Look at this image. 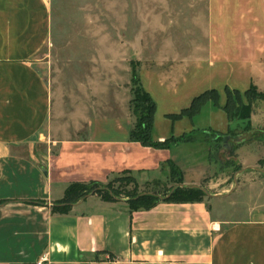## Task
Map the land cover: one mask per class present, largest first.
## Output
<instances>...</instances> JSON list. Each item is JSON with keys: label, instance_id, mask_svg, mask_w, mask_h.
Segmentation results:
<instances>
[{"label": "crops", "instance_id": "crops-1", "mask_svg": "<svg viewBox=\"0 0 264 264\" xmlns=\"http://www.w3.org/2000/svg\"><path fill=\"white\" fill-rule=\"evenodd\" d=\"M255 12L242 13L253 24L233 29L232 52L211 30L210 65L250 63L258 55L264 60V26ZM51 31V0H0V264H36L41 257L46 264H264V202L250 198L241 202L245 217L224 216L223 208L239 203L229 199L241 182L236 185V175L234 185L223 186L231 167L217 143L198 137L155 148L132 140V76L119 87L110 65L103 75L83 79L53 75L52 52L39 58L52 43ZM167 73L159 86L169 88L175 79ZM175 126L155 116L154 139L188 132ZM246 146L235 150L237 161L252 167L264 160L250 162ZM170 161L183 173L184 186L208 191L204 201L161 200L133 210L126 198L105 201L91 193L69 212H53L73 182L106 183L128 173L141 194L152 193L144 190L155 182L173 188Z\"/></svg>", "mask_w": 264, "mask_h": 264}, {"label": "rangeland", "instance_id": "rangeland-1", "mask_svg": "<svg viewBox=\"0 0 264 264\" xmlns=\"http://www.w3.org/2000/svg\"><path fill=\"white\" fill-rule=\"evenodd\" d=\"M51 5L52 43L40 52L39 58H44L48 50L52 52L55 57L52 69L56 70L53 75L83 79L87 75H103L110 65L112 77L120 79V87L124 81H130L132 66L139 72L143 64L139 75L157 104L159 122L176 123L175 130L179 133L197 129L198 137L208 140L218 134L226 136V142L222 140L214 146L228 156L225 161L231 167L223 186L234 185V176L238 175L236 185L241 182V189L229 199L239 203L232 209L223 208L224 216L245 217L247 207L241 202L250 198L264 202V160L245 167L235 156L237 148L247 145L242 152L250 162L264 158V101L257 102L252 116L254 127L249 131L241 123L229 122L226 113L212 101L193 118L174 122L167 117L179 113L195 96L209 89H217L224 105L227 84L242 93L250 84H256L264 92V60L257 53L250 63L222 60L212 66L209 61L213 56L211 30L220 40L227 41L226 50L232 52L233 41L237 39L233 29L238 25L241 29L243 23L253 24L252 18H242V13L254 9L257 25L264 26V0H51ZM167 72L175 79L169 88L161 87L158 80ZM118 99L122 106L125 91ZM232 146L235 149L231 153ZM215 160L220 168L221 161L216 157ZM132 177L123 173L108 182L112 181L113 187L122 192L141 193L143 189L130 181ZM176 180L171 181L172 187ZM166 188L169 189L160 188V193ZM145 189L152 193L158 190Z\"/></svg>", "mask_w": 264, "mask_h": 264}, {"label": "trees", "instance_id": "trees-1", "mask_svg": "<svg viewBox=\"0 0 264 264\" xmlns=\"http://www.w3.org/2000/svg\"><path fill=\"white\" fill-rule=\"evenodd\" d=\"M131 76L132 98L129 105L131 113L135 118V124L131 131L132 140L155 148H169L173 144L197 140V130L184 133L180 136H172L164 141L155 140L153 132L157 104L143 86L136 66H132ZM225 92L227 100L224 105L220 103V94L217 89H209L194 97L188 107L182 109L179 113L168 114L167 117L174 122L184 117L193 118L202 111L208 102L212 101L215 107L221 108L226 113L229 122L241 123L244 130H251V119L255 107L258 101H264V92L260 91L255 84H251L243 93L238 89L232 90L229 87L225 88ZM225 138L226 136L224 137L222 134H218V137L212 139V141L219 143L222 140L224 141ZM234 149L235 147L233 148L232 146L230 152L232 153ZM262 162L261 160L260 163ZM168 165L170 166L171 179H177L178 185L174 189H164V197L159 196L162 185L160 182L152 184L153 188L158 189L154 191L156 193L146 194L122 192L113 187L112 181L108 183L97 181L88 183L73 182L67 187L64 198L54 206L53 212L67 213L74 203H77L91 193L101 196L105 201H117L126 198L128 205L133 210L151 209L161 200L174 203L204 201L207 194L203 188L198 186H184L183 173L177 165L171 161L168 162ZM130 181L137 184L134 177Z\"/></svg>", "mask_w": 264, "mask_h": 264}, {"label": "built area", "instance_id": "built-area-1", "mask_svg": "<svg viewBox=\"0 0 264 264\" xmlns=\"http://www.w3.org/2000/svg\"><path fill=\"white\" fill-rule=\"evenodd\" d=\"M36 264H46V257H41Z\"/></svg>", "mask_w": 264, "mask_h": 264}, {"label": "water", "instance_id": "water-1", "mask_svg": "<svg viewBox=\"0 0 264 264\" xmlns=\"http://www.w3.org/2000/svg\"><path fill=\"white\" fill-rule=\"evenodd\" d=\"M226 141H227V138L224 139V142H226ZM263 171H264V170H263ZM203 190L206 192V194H209L208 191L205 190L204 188H203Z\"/></svg>", "mask_w": 264, "mask_h": 264}]
</instances>
